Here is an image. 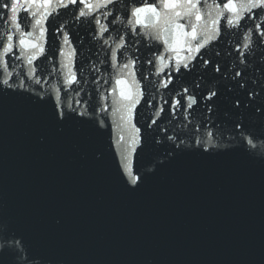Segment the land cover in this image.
<instances>
[{
    "label": "water",
    "instance_id": "1",
    "mask_svg": "<svg viewBox=\"0 0 264 264\" xmlns=\"http://www.w3.org/2000/svg\"><path fill=\"white\" fill-rule=\"evenodd\" d=\"M218 2L202 0L200 5L203 22L209 26L220 11ZM162 3L158 0V7ZM61 12L57 19H49L53 27L65 25L71 45H64L59 36L54 40L49 28L46 48L71 51L74 46L78 77L81 60L87 57L100 67L107 83L102 79L94 85L97 74L84 72L87 82L64 85L62 73L67 67L61 65L68 61L57 53L48 54L47 61L43 57L34 61L35 77L41 81L36 84L27 76L26 61L10 59V83L23 79L25 87L6 89L9 94L0 97V239L15 238L24 245V257L30 255L31 264H251L264 240V162L242 146L234 127L239 114L232 101L237 96L247 100L245 121L250 126L262 123L252 109L264 106V71L258 70L264 69V49L253 45L245 79L247 91L257 95L247 97L231 79L235 45L243 43V29H226L203 55L220 65L223 76L209 64L207 72L201 65L174 79L177 91L188 87L191 94L199 83L201 90L215 89L219 100L213 98V103L197 96L188 121L181 115L183 109L173 114L165 105V112L150 127L155 110L142 103L134 121L141 129V143L125 160V141H130L120 105L109 95L107 111H101L105 102L99 95L110 91L116 78L103 39L114 47L117 34L110 30L99 38L89 19H75L74 7ZM114 27L123 33L131 26L118 22ZM6 30L7 21H0V35ZM132 43L129 39L130 47ZM136 47L143 62L150 54L144 43ZM151 68L144 64L143 70L147 74ZM140 70L138 63L137 77ZM6 75L0 68V79ZM57 89L67 116L62 121L54 116ZM160 95L169 99L166 89ZM121 136L125 140L118 143ZM207 142L215 146L205 150ZM257 148L264 152L261 145ZM126 163L144 178L136 191H129L130 184L126 187Z\"/></svg>",
    "mask_w": 264,
    "mask_h": 264
},
{
    "label": "snow or ice",
    "instance_id": "2",
    "mask_svg": "<svg viewBox=\"0 0 264 264\" xmlns=\"http://www.w3.org/2000/svg\"><path fill=\"white\" fill-rule=\"evenodd\" d=\"M120 2L121 0H6V2H0V21H7V30L0 35V68H3L7 73L0 79V85L5 86L0 88V97L9 94L6 89L25 87L23 79L18 84L10 83L12 73L7 70L9 61L13 58L26 61L29 66L27 76L34 79L36 84L41 81L35 77L34 61L41 57L47 61L48 54L55 56L57 53L66 57L68 61L67 65H61L62 68L67 67V72L62 73L64 85L71 87L74 84H80L81 81L87 82V78L83 75L84 72L97 74V78L92 80L94 85H100L102 79L107 83L100 67L88 60L87 57L81 60L78 70L81 75L78 77L74 46L71 47V51H66L63 47L52 49L51 46H48L46 48L49 28H51L54 40L59 36L62 37L64 45H71L70 35L65 30V25L59 24L53 27L49 18L55 20L62 14L61 10L67 12L71 11L73 7L77 21L89 19V23L97 26L94 31L99 38L103 39L105 34H110V30L117 34L113 40L114 47L109 43V39H103V45H108L107 60L116 71V78L110 91L106 89L104 92H99V95L101 101L105 102L101 106V111H107L109 95L113 97V103L120 105L122 113L120 118L125 130L129 133L128 141H130V144L125 141L127 144L124 149L127 153L124 157L125 160L130 158L141 143L139 135L141 129L136 127L134 121L137 118V108L142 103L145 107L155 110L154 118L150 120V127L155 125L157 119L165 112V105L173 114L177 110L183 109L181 115L185 121H188L195 111L194 106L198 104L197 96H200L203 101L213 103H215L213 98L219 100L215 89L201 90L199 83L195 84L191 94L188 87L180 86L177 91L174 79L177 74L181 77L190 75L193 69L201 65L207 72L209 64L212 65L211 70L214 73H220L223 76L220 65L214 60H205L203 55L214 42H219L223 38V33L228 28L243 29L240 33L243 36V43L235 45L236 64L233 67L236 70L232 73L231 79L236 86L245 90L247 97L257 95L254 91H247L248 81L245 78L254 56L253 45L264 49V0H219L217 7L220 8V11L211 20V26L208 22H203L204 16L200 8L202 0H183L182 3L178 0H163L159 7L158 0H131V3L125 0L122 8L119 7ZM177 8L181 10L177 11ZM118 22L126 23L131 27L121 33L119 28L114 27ZM242 22L244 23L242 24ZM138 29L143 31H138ZM254 35L255 41L252 39ZM144 36L148 37L147 41H144ZM129 39L133 40L131 47ZM156 42H162V44ZM141 43L145 44V51L150 54L143 62H141V50L136 47ZM165 51L176 53V55L165 57ZM214 55L219 56V53L216 52ZM122 56L125 61L123 63H121ZM198 57L200 58L199 63L194 64L193 62L197 61ZM261 59L264 60V52L261 53ZM104 63V61H100L101 65ZM138 63L141 66L139 77H137ZM144 64L152 66L151 69H148L147 74L143 70ZM258 70L264 71V69ZM252 83L258 82L252 81ZM161 89L168 90V100L160 95ZM105 92L108 94H104ZM157 96L159 99L153 105L151 101L156 100ZM161 100L163 103L159 102ZM56 101L54 116L61 121L67 119L60 105L58 89ZM248 103L247 100L242 102L239 96L233 99V107L239 114V119L234 123V127L241 137L242 146H246L248 154L253 157L259 155L260 160L264 162V152H260L257 148L258 144L264 147V106H253L252 110L258 113L262 123L258 126H250L244 119V111L248 108ZM68 107L71 108V105ZM188 110H193V112ZM207 112L211 113L212 108L208 107ZM79 115L83 116L85 113L79 112ZM208 136L212 137L211 131L208 132ZM169 138L174 139L173 137ZM124 140L125 138L121 136L118 143ZM196 143L199 144L200 141L197 140ZM214 146L211 142H207L205 150L207 147ZM124 168L127 176L126 187L130 184L132 187L129 188V191L138 190L144 183V178L136 174L127 163ZM24 247L15 238L10 240L8 237H3L0 239V264H31L32 257L30 255L24 257ZM251 264H264V240L261 242L259 256L253 258Z\"/></svg>",
    "mask_w": 264,
    "mask_h": 264
}]
</instances>
